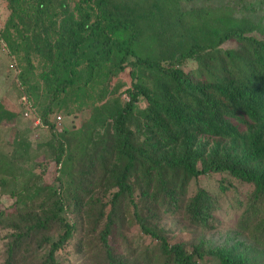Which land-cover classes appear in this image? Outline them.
<instances>
[{"label": "trees", "instance_id": "16d2710c", "mask_svg": "<svg viewBox=\"0 0 264 264\" xmlns=\"http://www.w3.org/2000/svg\"><path fill=\"white\" fill-rule=\"evenodd\" d=\"M4 1L9 16L0 39L7 56L22 53L28 70L30 58H37L49 87L48 105L76 86L81 66L84 85L112 58L115 70L131 67L128 101L112 99L91 115L98 138L73 189L72 209L87 218L96 206L87 202L91 187L115 191L99 233L103 254L95 264H202L208 257L218 264H250L233 250L187 252L162 238L152 221L160 210H180L192 226L207 228L217 206L212 197L197 191L183 198L191 180L218 173L253 186L243 223L264 231V0H221L219 6L191 9L186 6L195 0H78L74 8L68 0ZM256 16L263 21H253ZM189 63L194 68H187ZM18 64L13 82L32 105L31 119L48 125L35 112L28 71ZM139 97L147 103L144 110L135 106ZM0 114L1 119L13 117L6 111ZM50 133L59 165L65 146L53 128ZM203 136L229 146H215L205 160L206 150L197 141ZM23 150L21 142L12 153L0 152V190L20 177L14 161L24 159ZM49 191L44 203H38L41 190L33 188L12 211L0 204V227L11 230L18 212L19 218H30L20 226L25 232L8 243L6 264L19 246L47 234L53 224L61 233L57 241L47 242L46 263L56 264L55 252L75 235V226L63 216L66 205L59 192ZM125 213L151 238L148 246L109 245L112 233L124 226ZM103 218L100 212L97 227Z\"/></svg>", "mask_w": 264, "mask_h": 264}, {"label": "rangeland", "instance_id": "374dc122", "mask_svg": "<svg viewBox=\"0 0 264 264\" xmlns=\"http://www.w3.org/2000/svg\"><path fill=\"white\" fill-rule=\"evenodd\" d=\"M76 1L78 0H68L71 8L77 4ZM221 2V0H195L186 7L188 9L206 8L208 5L219 6ZM8 16L7 4L4 0H0V21L6 23ZM252 18L255 22L263 21L261 16ZM17 55L19 59L14 57L17 63L19 60L25 73L28 71L25 78L35 112L42 121L48 119L49 123L42 125L40 122L41 126L35 128L30 120L23 118L19 105V100L23 95L17 83L13 82L12 73L7 71L8 56L0 52V113L6 111L13 114L11 121L0 117V152L12 153L16 144H21V142L26 149V151L23 150L24 159L14 161L15 170L24 172L16 170L15 175L20 177L15 182L8 183L6 187L1 188L0 204L3 208H9L12 211L17 208V203L23 202L25 191L33 188L41 190L38 203H44L50 194L49 187L55 189L66 205L62 212L63 216L75 226L76 232L61 250L55 252L54 262L56 264H95L101 260L103 254L99 233L111 210V195L115 191L91 187L87 202L92 201L96 206L92 209L93 216L87 218L76 215V211L72 209L73 189L79 178L83 161L98 138L94 132L95 125L91 120V115L96 108L112 99H118L121 103L128 101L131 67L125 66L122 71L115 70L113 68L115 60L113 61L112 58L113 62L107 63L96 79L84 85L86 74L83 73L84 66H81L79 75L82 77L80 76L76 86L68 89L67 93L62 95L57 102L48 105L50 103L49 87L41 77V68L37 58H30L32 69L28 70L23 54L17 53ZM187 68H194V63H189ZM135 106L139 110H144L147 103L143 97H139ZM47 110H50L49 114H46ZM50 122L62 124V132L56 134L65 146L64 156L59 165L52 154ZM197 141L206 150L205 160L210 157L215 146L220 148L229 146L227 141L206 136L200 137ZM196 166L200 170V160L197 161ZM253 189L252 185L240 182L227 174L208 173L199 176L189 182L187 194L183 199H189L197 191H204L212 197L217 206L211 215L212 218L208 221L207 228L192 226L180 210L172 213L160 210L157 219L152 221V226L168 243L180 244L187 252L195 249H200L205 253L210 250H233L234 255L244 256L250 264H264L263 228L243 223L244 210L250 201L249 197ZM134 199L135 202L139 200L137 189ZM47 203V208L52 205V201ZM99 208L101 211H98ZM100 212L104 214V218L97 227ZM18 216H20L19 212L15 215V223L11 226V230L0 227V264L8 262V243L11 241L12 245L16 234L25 232L23 230L25 227L20 226L25 223V220L28 222L30 220V218H19ZM124 217H126L124 226L112 233L109 245L119 246L120 249L148 246L151 238L142 234L130 214L125 213ZM18 220L20 223L17 222ZM14 224L18 225L15 230ZM48 230L50 232L47 234L27 240L26 245L19 246V251L14 255L11 254V264H47L46 255L50 249L47 242L57 241V235L61 233L55 224ZM81 248L82 250L79 251ZM202 264L218 263L214 258L208 257Z\"/></svg>", "mask_w": 264, "mask_h": 264}, {"label": "built area", "instance_id": "2783aa9c", "mask_svg": "<svg viewBox=\"0 0 264 264\" xmlns=\"http://www.w3.org/2000/svg\"><path fill=\"white\" fill-rule=\"evenodd\" d=\"M3 26H4V23L0 21V33L3 30ZM0 52L2 54H6V55L8 54L7 47L1 39H0ZM8 60L9 62L7 64V71L12 73V79L16 81V78L19 74L17 62L14 59V57H10ZM19 105L21 107L22 116L24 119L30 120V122L35 127L41 126L40 120L38 118L31 119V116L33 114V108H32L31 103L25 96H22L20 98ZM50 128H53L54 131H56L57 133L62 132V124L60 122H54V123L51 122Z\"/></svg>", "mask_w": 264, "mask_h": 264}]
</instances>
